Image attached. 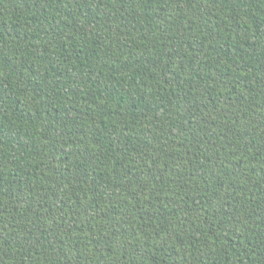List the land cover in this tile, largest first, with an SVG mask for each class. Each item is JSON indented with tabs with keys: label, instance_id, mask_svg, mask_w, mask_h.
Returning <instances> with one entry per match:
<instances>
[{
	"label": "trees",
	"instance_id": "trees-1",
	"mask_svg": "<svg viewBox=\"0 0 264 264\" xmlns=\"http://www.w3.org/2000/svg\"><path fill=\"white\" fill-rule=\"evenodd\" d=\"M0 264H264V0H0Z\"/></svg>",
	"mask_w": 264,
	"mask_h": 264
}]
</instances>
